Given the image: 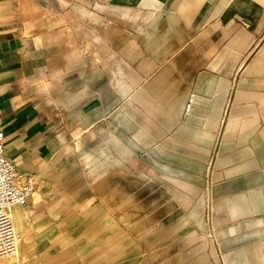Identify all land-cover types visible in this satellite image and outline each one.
Masks as SVG:
<instances>
[{"label":"crops","instance_id":"1","mask_svg":"<svg viewBox=\"0 0 264 264\" xmlns=\"http://www.w3.org/2000/svg\"><path fill=\"white\" fill-rule=\"evenodd\" d=\"M0 123L18 260L264 264V0H0Z\"/></svg>","mask_w":264,"mask_h":264},{"label":"built area","instance_id":"2","mask_svg":"<svg viewBox=\"0 0 264 264\" xmlns=\"http://www.w3.org/2000/svg\"><path fill=\"white\" fill-rule=\"evenodd\" d=\"M194 96H190L184 112L191 110ZM34 191L31 174L18 170L5 155L4 134L0 123V261L12 260L14 264H32L28 260H18L17 246L20 242L11 217L15 206L25 207Z\"/></svg>","mask_w":264,"mask_h":264},{"label":"rangeland","instance_id":"3","mask_svg":"<svg viewBox=\"0 0 264 264\" xmlns=\"http://www.w3.org/2000/svg\"><path fill=\"white\" fill-rule=\"evenodd\" d=\"M143 167V166H142ZM138 169V168H137ZM147 176H148V173L146 174ZM143 180V181H142ZM152 181H153V178L152 179H150V177L149 178H142L141 180H140V182L142 183V184H144V185H148V184H151L152 183ZM141 188V187H140ZM141 194L140 195H135L137 198H140L141 199V201L143 202V200H145V199H147L148 198V195H147V192H146V190H143L142 188H141ZM174 197H179V196H176V195H174ZM207 213V212H206ZM210 217H211V215H210ZM210 217H209V212H208V216H207V214H206V219L208 218V219H210ZM209 233H212V230L210 229V228H208V227H206V232H205V234H209ZM190 238V237H189ZM190 241H191V239H189ZM62 247L64 248L65 247V249H63V253H62V259H60L59 261H61V260H65L66 258H67V256L69 255L70 256V258L71 259H73V253L71 254V250L68 248L67 249V246L64 244V245H62ZM18 250H19V244H18V246H17V255H18ZM75 255V258H77L78 256L76 255V254H74ZM60 256V255H59ZM59 256L57 257V259L59 258ZM13 261L12 260H6V261H0V264H13L12 263Z\"/></svg>","mask_w":264,"mask_h":264},{"label":"bare ground","instance_id":"4","mask_svg":"<svg viewBox=\"0 0 264 264\" xmlns=\"http://www.w3.org/2000/svg\"><path fill=\"white\" fill-rule=\"evenodd\" d=\"M75 9H78V8H76L75 7ZM78 138H77V143H80L81 142V140H80V136H77ZM89 159V156H85L84 158H83V160H85V161H87ZM132 166H136V164L134 163V164H132ZM144 178H149V176H147V175H144L143 176Z\"/></svg>","mask_w":264,"mask_h":264}]
</instances>
